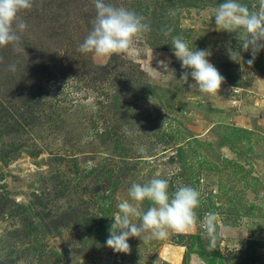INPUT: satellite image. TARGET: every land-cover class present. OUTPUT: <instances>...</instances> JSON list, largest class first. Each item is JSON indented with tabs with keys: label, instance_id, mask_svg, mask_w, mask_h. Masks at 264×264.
<instances>
[{
	"label": "rangeland",
	"instance_id": "1",
	"mask_svg": "<svg viewBox=\"0 0 264 264\" xmlns=\"http://www.w3.org/2000/svg\"><path fill=\"white\" fill-rule=\"evenodd\" d=\"M105 2L150 25L132 54L78 50L93 0H34L19 13L25 52L0 48V264H264V48L249 65L238 33L217 29L225 0ZM173 36L211 51L225 78L217 95L190 88L191 76L179 81L191 69L175 57ZM157 173L170 193L200 192L196 227L130 237L129 253L114 252L105 242L118 203ZM208 212L223 232L214 249L200 226Z\"/></svg>",
	"mask_w": 264,
	"mask_h": 264
},
{
	"label": "clouds",
	"instance_id": "2",
	"mask_svg": "<svg viewBox=\"0 0 264 264\" xmlns=\"http://www.w3.org/2000/svg\"><path fill=\"white\" fill-rule=\"evenodd\" d=\"M93 3L96 16L91 31L79 46L81 53H92L97 57L132 54L135 42L151 31L150 25L144 22L145 17L135 11L114 6L105 0H93ZM33 5L34 0H0V48L11 45L14 52H25L20 47V33L27 29V24L19 13L31 9ZM177 11L172 10L171 15L175 16ZM214 17L218 30L238 33L243 50L251 49L252 59L248 61L251 65L256 54L264 48V0H258L256 10H251L239 0H225L214 10ZM171 31L169 28L164 35H170ZM171 45L181 67L191 69L190 72L184 71L179 81L187 83L191 76L195 83L189 85L190 88L199 94L217 95L225 78L210 63L208 57L211 51L193 50L180 36H173ZM228 54L234 61L241 58L239 51L229 49ZM169 62L159 60L158 64L167 70ZM9 70L15 72L16 64H10ZM138 151L143 153L146 149L140 147ZM158 177L159 173L146 183L133 182L128 189L130 200L118 203V212L114 215V223L105 242L114 252L129 253L130 237L140 238L143 242L164 240L171 232L187 233L196 227L200 192L191 186L180 185L170 193L169 180ZM145 200L150 201L151 206L141 212L140 205ZM133 217H138L140 223H134ZM200 226L209 241V248L214 249L223 235L217 230V214L208 212Z\"/></svg>",
	"mask_w": 264,
	"mask_h": 264
}]
</instances>
